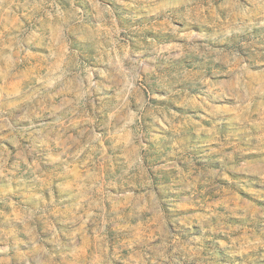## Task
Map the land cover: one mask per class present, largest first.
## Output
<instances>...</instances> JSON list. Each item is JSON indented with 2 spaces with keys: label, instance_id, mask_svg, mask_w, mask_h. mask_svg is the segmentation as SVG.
<instances>
[{
  "label": "rangeland",
  "instance_id": "1",
  "mask_svg": "<svg viewBox=\"0 0 264 264\" xmlns=\"http://www.w3.org/2000/svg\"><path fill=\"white\" fill-rule=\"evenodd\" d=\"M0 264H264V0H0Z\"/></svg>",
  "mask_w": 264,
  "mask_h": 264
}]
</instances>
